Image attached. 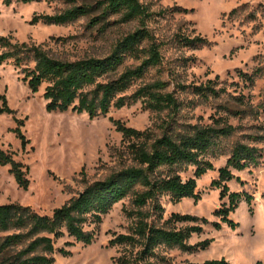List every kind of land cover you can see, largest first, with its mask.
<instances>
[{
    "label": "rangeland",
    "instance_id": "rangeland-1",
    "mask_svg": "<svg viewBox=\"0 0 264 264\" xmlns=\"http://www.w3.org/2000/svg\"><path fill=\"white\" fill-rule=\"evenodd\" d=\"M98 1L38 0L25 4L14 0L7 6L0 0V35L20 43L42 44L52 56L74 60L105 56L118 40L145 27L161 45L162 62L136 81L128 94L143 84L160 80L167 84L166 91L173 92L183 103L178 125L174 124L177 128L210 124L213 118H223L237 129L222 141L221 150L225 154L210 157L215 170L198 179L200 200L187 198L174 202L167 195L161 198L165 219L172 213H180L209 221L201 224L203 231L193 234L189 244L206 240L212 243L205 250L193 252L162 251V260L152 261L188 264L225 259L228 264H264V157L257 166L232 170L235 178L228 186L231 192L243 196L230 215V219L239 223L236 229L223 224L218 230L212 225L220 221L214 215L215 210L229 201L221 200L220 189L211 185L236 144L264 150V140H256L264 137V0H139L149 13L142 22L124 23L119 16L101 19L100 11L95 10L67 25L32 23L36 15H52L75 4L95 5ZM196 36L206 38L210 44L194 48L181 42L184 37ZM208 80L216 81V88L222 89L219 98L205 101L187 89ZM45 88L43 85L39 92H31L21 67L13 61L0 65V107L5 96L13 111L0 114V149L29 168L30 180L29 188L24 190L18 186L9 166L0 167V205L18 203L39 214L51 215L82 192L87 183L103 180L134 164L113 120L138 130L151 129L160 135L170 119L168 112H153L142 102L112 108L106 116L95 119L71 109L49 112L43 97ZM228 109L240 111V116L231 115ZM16 120L23 121V125ZM18 127L28 141L25 147L14 131ZM193 174L194 168H190L182 177L187 179ZM245 195L251 197L250 205ZM133 210L131 197L117 203L98 226L86 227L95 233L92 244L76 242L66 247L72 254L64 257L57 253L54 264H119L117 258L124 249L109 246V241L129 231L133 220L128 211ZM194 224L178 223L176 227ZM72 241L66 234L56 242V247L63 248Z\"/></svg>",
    "mask_w": 264,
    "mask_h": 264
},
{
    "label": "trees",
    "instance_id": "trees-1",
    "mask_svg": "<svg viewBox=\"0 0 264 264\" xmlns=\"http://www.w3.org/2000/svg\"><path fill=\"white\" fill-rule=\"evenodd\" d=\"M13 1L3 0V3L9 6ZM15 1L27 4L38 0ZM95 10L100 11L101 19L119 16L124 23L142 22L149 14L139 0H100L95 5L75 4L52 15H36L32 23L67 25ZM94 21L98 22L97 19ZM181 42L194 48L210 44L201 36L184 37ZM9 61L22 68L31 92L37 93L46 85L43 97L49 112L71 109L95 119L106 116L112 108L121 109L142 102L153 112H168L170 119L160 135L151 129L138 130L120 120H113L134 164L113 172L103 180L87 183L82 192L56 208L51 215L39 214L18 203L0 205V264H54L57 253L70 256L72 253L66 247L76 242L92 244L95 233L86 227L90 224L98 226L103 217L127 197H131L134 207L133 211H128L133 223L127 233L115 235L109 241V246L124 249L117 258L119 264H158L152 260H162V251L178 249L193 252L210 246L212 240L189 244L193 234L203 231L201 224H209L206 218L172 213L165 219L161 198L167 195L174 202L187 198L200 200L198 179L215 170L210 157L225 154L221 150L222 141L237 129L223 118H213L210 124H189L182 129L177 128L174 124L178 125L177 117L183 103L173 92L166 91L167 84L160 80L143 84L128 94L136 81L162 62L161 45L145 27L118 40L105 56H85L74 60L56 58L42 44L20 43L10 36L0 35V65ZM215 83L208 80L206 84L190 85L187 89L209 101L221 96L222 89L219 91ZM227 112L240 116V111L228 109ZM4 113H13L5 96L0 107V114ZM16 122L23 125V121ZM14 131L25 147L28 143L26 136L19 127ZM259 139L264 140V137L256 138ZM263 157L264 150L257 146L239 143L231 150L226 166L219 169L218 178L211 184L220 189L221 200L227 198L229 201L228 205L224 204L214 212L220 219L212 223L216 229H221L223 224L232 229L239 226L230 219L243 201L242 194L231 192L228 186V182L235 178L232 170L243 171L257 166ZM5 166L10 167L18 186L27 190L30 186L29 168L16 161L11 153L0 149V167ZM190 168H194L193 176L183 179L182 173H187ZM244 199L249 205L252 202L248 195ZM178 223L196 224L178 228ZM66 234L73 241L58 249L56 242ZM188 264L228 262L214 259Z\"/></svg>",
    "mask_w": 264,
    "mask_h": 264
}]
</instances>
